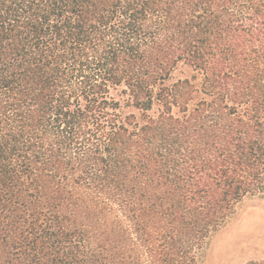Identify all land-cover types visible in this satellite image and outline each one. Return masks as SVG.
Returning <instances> with one entry per match:
<instances>
[{"label": "trees", "instance_id": "16d2710c", "mask_svg": "<svg viewBox=\"0 0 264 264\" xmlns=\"http://www.w3.org/2000/svg\"><path fill=\"white\" fill-rule=\"evenodd\" d=\"M257 194L264 0H0V264H198Z\"/></svg>", "mask_w": 264, "mask_h": 264}, {"label": "rangeland", "instance_id": "374dc122", "mask_svg": "<svg viewBox=\"0 0 264 264\" xmlns=\"http://www.w3.org/2000/svg\"><path fill=\"white\" fill-rule=\"evenodd\" d=\"M192 68L179 64L170 74L168 82L191 78ZM111 94L121 102L123 113L137 111L124 105L126 95L122 86ZM264 258V194L247 195L234 208L233 213L206 244L198 264H242L252 259Z\"/></svg>", "mask_w": 264, "mask_h": 264}]
</instances>
